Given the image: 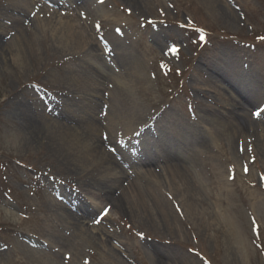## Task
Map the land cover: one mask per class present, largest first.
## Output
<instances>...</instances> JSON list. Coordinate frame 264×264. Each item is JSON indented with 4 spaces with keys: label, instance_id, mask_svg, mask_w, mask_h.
<instances>
[{
    "label": "rangeland",
    "instance_id": "1",
    "mask_svg": "<svg viewBox=\"0 0 264 264\" xmlns=\"http://www.w3.org/2000/svg\"><path fill=\"white\" fill-rule=\"evenodd\" d=\"M49 1L57 5L0 0V38L14 45L0 49V264H159L160 255L163 264H264V133L234 134L242 115L264 128V0ZM23 14L31 19L22 23L26 56L16 52L14 21ZM69 23L83 29L73 30L84 32L80 44L67 36ZM95 55L109 69L96 83ZM256 85L258 98L248 97ZM96 86L106 103L108 95L126 99L117 139L95 134L124 162L118 208L84 190L85 179L53 150L49 127L39 126L34 140L21 116L30 106L49 115L63 105L81 120ZM135 114L157 115L149 136L142 137ZM210 119L224 124L216 128ZM167 141L194 177L139 167L140 155L152 156ZM83 145L82 138L74 145L82 161ZM81 166L101 169L91 159ZM150 170L158 181H136L168 203L163 212L152 199L137 207L132 195L131 177ZM67 211L88 230L85 241L69 229Z\"/></svg>",
    "mask_w": 264,
    "mask_h": 264
},
{
    "label": "bare ground",
    "instance_id": "2",
    "mask_svg": "<svg viewBox=\"0 0 264 264\" xmlns=\"http://www.w3.org/2000/svg\"><path fill=\"white\" fill-rule=\"evenodd\" d=\"M83 1L85 5H90L92 3V0H83ZM139 1L140 0H127L128 3L134 6L136 3H139ZM46 2L52 4V6L57 5L56 2L54 3L49 0H46ZM80 7L82 8V5H80ZM24 17H25L24 20L16 19L14 21L16 33L18 35V41H16V45L18 48L16 49V52L18 51L22 56H26L27 54H29L28 45L30 43L27 40L28 29L23 27L22 23L29 24L31 23V19L30 17L28 18V16L26 15H24ZM2 26L3 25L0 24V36L4 34V32H2L4 31V28H3L4 26L3 27ZM65 28L67 29L65 31H67L66 34L68 37H70L74 41H77L79 44L80 42H82V39H84V35H83L84 32L82 33L79 32V35H78L75 31H73V30H83L82 28L78 29V27L76 28L72 26L70 23L67 24ZM79 36H80L81 41L78 39ZM11 44L12 43H9V44L2 43V40L0 38V49L10 52V50H13L11 47L14 46V45L11 46ZM85 47H87V45ZM95 47L96 49L95 51H93L94 53L97 54L99 53V51H102L100 46L98 47L96 45ZM93 59H94L93 64L92 66H90L91 67L90 71H92V74H93V79H94L93 81L95 83L97 82L95 78H97V80L100 79L102 81L106 80L109 75V73L107 72L109 71V69H107L106 68L107 66L104 65V63H102V60H100V57L98 55H95ZM22 62H23V59H22ZM0 68L2 69V66H0ZM219 75L224 76L223 71L220 69H219ZM223 78H224L223 79L224 82H226L227 80L225 79V76ZM95 83L94 84L91 83L92 86L97 85ZM228 83H229L230 88L232 89L233 87L234 88L239 87L237 84H234L231 82H228ZM117 84L119 88L123 89L125 87L124 84H122L119 80H117ZM258 89L259 88L257 87V85L249 86L248 92L250 94L247 96L248 97L252 96V98H254L253 95L255 94L258 98L259 96ZM93 90L95 93L93 95L89 94V97H90L88 99L89 101L87 102V104L83 106V110H82L83 117L81 120L80 119L76 120V117L73 114L71 115V113L67 112L68 108H65V106L63 105L61 106L62 110L56 111L52 109L51 110L52 115H50L51 113L49 115L41 114L38 110L35 109V107L32 108L30 106L28 109L23 108L24 113L22 112L21 116L26 126L28 127V130H30L31 133L33 134L34 140L38 139V136L35 135V133L37 132L36 129L40 127H45V128L49 127L52 133L51 137L54 136V139L57 141L53 143V147H54L53 150H55L60 160L64 162L69 169H72V172H76V174L78 175L79 182L85 179L84 182L82 183V185H84L85 187L84 190L89 191V192L90 190H92L94 192L93 193L94 196H97L101 199L104 198L103 200H109V203L112 206H114L115 208H118V206H120V201H119L120 198L118 197L119 198L118 199L117 196L114 195V191L116 189V186L119 185L123 179L127 178L125 171H124V167L120 165V163L124 164V162L121 156L118 157L120 163L117 161L115 156L117 157L119 153L117 154L115 150L113 152V148H111V150H107V149L104 150V142L103 141L98 142V139L95 136V134L100 129L101 137L108 138V140L110 138L112 140L114 139V135H115L117 139L118 126L120 125L121 122L125 120L124 116H126L124 112L120 113L119 110L121 109L120 106L124 105V103L126 102V99L121 96L116 98L115 97L117 96L116 94L114 95V99H116L114 101L113 95L111 97L108 95L109 103H106L107 101L105 97L100 96V93H99L100 87L99 86H96L95 88L93 87ZM77 91L79 92V90ZM226 94L230 96L229 91H227ZM69 103L71 107L74 106V103L72 102H69ZM106 104H108V106ZM110 106H112V108H110ZM99 108H101L102 116L100 115V117H97L98 115L97 111ZM135 115H136L135 118L138 117V123L141 128L140 130L142 131L141 133L143 134V132H145L144 135L142 134H139V135H142L143 138L149 136L148 130L149 129H150L149 131L152 130L153 124L156 123L155 119L157 115L156 116L154 115L151 116L147 114H144V115L135 114ZM132 117H133L132 114H130V118ZM103 121L106 122V126H107L106 128H105V124H103ZM208 122L212 123L214 127L216 128L220 127L221 124H224V121H221V120L215 121V119H210V121ZM73 124H74V127H73ZM124 127H126V125H124ZM260 127H262L261 122H254L252 118L248 119L245 115L244 116L242 115L236 120L234 134H240V133L254 134V133H259L260 131L264 133V128L260 129ZM105 129L108 132V137H106V135L104 134ZM79 138L83 139V142H84L83 147L86 151V154L84 155L85 156L84 161H82V158L78 156L76 152L77 149L74 146L75 142L78 141ZM167 142L169 143L168 144L165 143L164 145H156L155 149L157 148V150L154 152V154L152 156H148V158L144 160L142 159L145 155L144 156L140 155L142 159L139 162V167L141 166V168H145V167L152 168L156 166L157 168H159V165H161V168L164 169L165 172H168V174H170L172 177H174V179L176 176L180 180L184 179L185 175L188 172L193 176L192 172L189 171L186 165L185 157L184 158L178 157L175 153L176 151L175 144H172L173 143L172 141H167ZM204 142H205L204 139L197 141L196 143L197 147L204 145L205 144ZM149 150H153V148L150 147ZM89 159L95 162L96 168H99L101 166L100 167L101 169H98L96 171L98 172L97 174L98 176H101V173H102V176H103L102 180L100 178L95 177L94 172L96 171L89 170V167L87 168L85 166V168L83 169L80 168L82 167L81 165H84L85 161H88ZM99 161H102V163L100 164ZM139 178H145V179H148V181L152 179H154L155 181H158L160 179L159 175L156 174V170H153V171L150 170V172L145 175L138 174L137 177L136 176L134 178L131 177L132 195L140 202V204L136 206L140 207L141 203H143L145 200L152 199L151 202L154 204L153 206L156 207L155 210H159L158 212H163L164 206L165 205L167 206L168 203H166L165 201L161 202V200H158L157 198L154 197L152 191L150 192L146 187L138 184L136 180ZM191 181H192L191 187H195L197 184V181L195 180L194 181L191 180ZM182 203H185V202H182ZM183 205L186 208V205L185 204ZM84 209L86 211V207H84ZM148 209H150V206ZM84 215H89L88 211L87 213L84 212ZM66 218H67L66 223L68 224L69 229L72 232L77 233L78 237L81 240L85 241L84 238L87 237L88 230L81 226L82 222H81V219L78 218V215H73L72 213H69L67 211ZM149 250L155 253L158 252V254L160 253L154 247H150ZM37 254L41 255V257L47 256L46 254L41 253V252ZM158 257H159L158 263L163 264L164 260H163L162 255Z\"/></svg>",
    "mask_w": 264,
    "mask_h": 264
}]
</instances>
